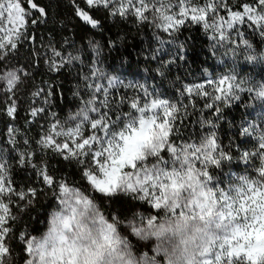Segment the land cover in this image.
<instances>
[{"label": "snow or ice", "instance_id": "snow-or-ice-1", "mask_svg": "<svg viewBox=\"0 0 264 264\" xmlns=\"http://www.w3.org/2000/svg\"><path fill=\"white\" fill-rule=\"evenodd\" d=\"M0 0V93L5 94L4 113L12 120L18 108L17 93L31 73L23 66L9 67L6 57L14 53L23 40H35L29 27L46 22V12L34 0ZM89 9L104 8L109 15L135 17L139 23L166 33L168 39L154 33L160 47L149 59L156 60L165 44H176L177 51L157 69L185 59L186 45L178 34L189 25H200L211 33L212 47H226L232 57L243 55L247 61H264V52L257 55L244 36L243 27L251 28L264 38V0L240 5L233 10L226 0H84ZM75 5L76 15L92 28L100 21L89 11ZM32 10L38 12L33 17ZM226 11L227 15H221ZM67 43V42H66ZM95 53L87 72L81 69L74 95L80 104L65 121L56 118L36 141L42 151H51L81 167V179L91 190L106 200L118 195L149 205L156 211L145 213L127 207L121 218L119 210L105 215L88 189L69 184L49 171L46 162L34 163L35 152L28 147L18 150L20 167L32 168L57 200L48 219L47 230L39 237L28 232L19 234L28 258L24 264H264V164L258 169L259 179L241 175L227 187L220 186L209 172L214 166L232 157L219 143L216 123L201 122L210 129L198 141L180 138L186 105L195 96L208 97L204 83L183 84L177 88L179 99L169 100L153 86L125 82L107 75L100 67L102 46L88 41ZM45 61L50 71L59 72L76 62L83 63L80 50L64 52L50 46ZM245 52L247 54H245ZM213 88L211 99L230 102L239 99L245 83L238 79L235 67L218 79L207 80ZM226 85V87H224ZM120 88L131 89L132 95L114 96ZM264 98V84L247 88ZM83 91L84 95H81ZM33 119L46 113L43 105L51 103V88H37L31 93ZM128 111H123L124 106ZM206 108H213L207 103ZM217 118L220 109H216ZM85 131L88 132L85 135ZM19 130L7 126L8 144L17 150ZM256 126L241 129V135L252 136ZM261 151H244L241 159L248 162L253 155L264 161V129L257 134ZM166 153V154H165ZM197 164L200 167H197ZM12 163L0 149V264H13V228L10 221L18 218L11 211L16 201L33 203L38 189H17L12 179Z\"/></svg>", "mask_w": 264, "mask_h": 264}, {"label": "trees", "instance_id": "trees-1", "mask_svg": "<svg viewBox=\"0 0 264 264\" xmlns=\"http://www.w3.org/2000/svg\"><path fill=\"white\" fill-rule=\"evenodd\" d=\"M46 12V22L29 27V32L35 40H23L17 50L6 57L4 63L9 67L23 66L31 73L30 77L20 86L17 93L18 108L15 119H10L0 107V142L6 144L7 155L12 163V179L14 186L19 189L35 187L38 189L37 196L33 203L26 205L25 201H16L11 205V211L17 216L16 221H10L13 228V264H24L28 258L23 251L24 245L18 237L21 232H28L31 235H41L48 226V219L57 204L53 192L37 179L36 172L25 165L20 167L17 163L18 150L23 149L24 138L29 140V149L35 152L34 163L46 162L49 171H54L57 177H63L69 184L88 189L95 197L96 203L105 213L110 216L119 210L121 218L128 213L127 207H133L140 211L155 212L150 206L140 202H134L130 197L118 195L113 200H106L102 195L91 190L87 181L81 179V167L73 161L64 160L62 157L51 151H42L36 143L43 134L45 123L40 118L31 117L30 107L41 105L37 100L33 104L31 93L37 88L48 90L51 88V103L43 105L47 111L42 116L56 118L65 121L70 113H74L79 107L80 101L74 95L77 85L82 82L78 73L83 69L87 72L95 53L88 47V41L94 40L102 46L100 67L109 76H117L127 82L143 83L153 86L159 94L172 101L179 99L178 87L183 84L204 83L208 97L195 96L189 102L187 97L183 99L186 111L183 117L177 116V123L181 120L180 138L190 141H198L200 136L210 129L202 127L201 122L211 120L216 123V134L219 143L224 150L232 157L230 160L221 162V166L209 168L210 174L216 177L214 183L227 187L235 182L238 176L248 175L259 179L258 169L264 164L258 155H253L248 162L241 159L244 151L257 153L261 151L258 147V133L264 129V98L257 96L256 91L248 92L247 88L264 84V61H247L243 55L232 57L226 54L229 50L226 47L213 49L211 33H206L200 25H189L178 34L179 43L186 45L185 59L177 60L163 69L164 75L157 71L162 61L169 60L177 51L176 44H165L156 60L149 59L154 49L160 47L154 33L162 38L168 39L166 33L153 29L150 24L139 23L135 17L121 18L109 15L104 8L89 9L84 0H76L81 8L89 11L95 19L100 21V28H92L85 24L77 15L73 0H34ZM203 4L205 0H195ZM233 10H241L240 5L254 3L255 0H226ZM23 6L28 7L26 0ZM33 17L38 16L36 10H32ZM221 15H227L222 11ZM244 36L253 45L252 51L257 55L264 52V38L251 28L243 27ZM67 42V43H66ZM50 46L64 52L80 50L83 63L76 62L59 72L50 71L45 62L51 55ZM245 54H247L245 52ZM235 67L238 79L244 81L243 90L239 91V99L230 102L214 101L211 99L213 88L207 85V80L218 79L221 75L228 74ZM226 87V85H224ZM131 89L120 88L114 91V96L132 95ZM81 95H84L81 91ZM207 103H212L213 108H206ZM220 109V116L217 118L216 107ZM125 105L123 111L127 112ZM14 125L19 133L16 137L17 150H13L7 140V126ZM256 126V133L252 136L241 135V129L249 125ZM166 154V153H165ZM197 167H200L197 164Z\"/></svg>", "mask_w": 264, "mask_h": 264}, {"label": "rangeland", "instance_id": "rangeland-1", "mask_svg": "<svg viewBox=\"0 0 264 264\" xmlns=\"http://www.w3.org/2000/svg\"><path fill=\"white\" fill-rule=\"evenodd\" d=\"M3 87V84L2 83H0V88H2ZM5 98H6V96H5V94H3V93H0V107L1 108H4L5 107V105H4V103H3V101L5 100ZM38 118H40V120H42L43 121V123H45V128H44V130H46V128H47V126H48V124L51 122V120H52V118L51 117H49V116H42V115H40V116H38ZM44 130H43V132H44ZM88 134V132L87 131H85V135H87ZM0 149H2V150H4L6 153H7V148H6V144H2L1 142H0ZM56 206H57V204H56ZM149 206V205H148ZM56 209V207L54 208V210ZM153 210H155V209H153ZM143 212H145V213H149V212H151V211H143ZM52 213V212H51ZM47 230V229H46ZM45 230V231H46ZM44 231V232H45ZM43 232V233H44ZM42 233V234H43ZM41 234V235H42ZM41 235H39V236H41ZM39 236H37V237H39Z\"/></svg>", "mask_w": 264, "mask_h": 264}]
</instances>
